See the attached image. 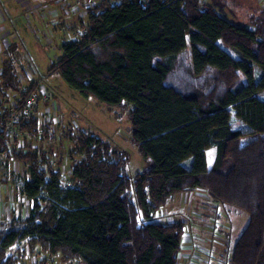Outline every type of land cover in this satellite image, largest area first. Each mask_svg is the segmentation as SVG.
<instances>
[{
	"label": "trees",
	"instance_id": "obj_1",
	"mask_svg": "<svg viewBox=\"0 0 264 264\" xmlns=\"http://www.w3.org/2000/svg\"><path fill=\"white\" fill-rule=\"evenodd\" d=\"M86 1L85 34L62 46L48 74L126 113L143 168L128 179L123 152L69 129L81 158H72L63 187L30 139L22 151L0 130V147L12 146L7 160L28 163L23 195L31 205L27 217L0 222V264H22L8 252L38 248L68 264H178L185 224L154 217L174 195L198 190L248 216L223 263L264 264V8L246 27L202 0ZM2 67L0 111L20 87L12 62ZM39 121L35 109L22 130L50 137Z\"/></svg>",
	"mask_w": 264,
	"mask_h": 264
},
{
	"label": "rangeland",
	"instance_id": "obj_2",
	"mask_svg": "<svg viewBox=\"0 0 264 264\" xmlns=\"http://www.w3.org/2000/svg\"><path fill=\"white\" fill-rule=\"evenodd\" d=\"M89 1L94 4L99 2ZM202 1L212 5L228 22L246 27L249 17L264 8V0ZM87 4L86 0H0V14L4 19L0 22V43L3 45L0 53V75L3 62L9 59L14 66L19 86L36 83L39 91L49 94V98L38 102L35 109L40 119L39 131L48 129L50 137H44L42 132H37L28 139L32 149L45 155L53 170L60 171V183L63 187L70 186L72 158H81L75 142L67 136L69 129L73 134L81 131L95 136L107 142L111 148L123 152L127 158L125 175L128 179H133L143 168L138 149L132 141V129L126 113L107 108L92 97L79 95L64 83L60 74H48L51 64L63 55L62 46L78 39V30L85 29L84 9ZM229 53L236 57L233 52ZM179 59L183 66L190 63L188 47ZM11 91L15 92H8ZM232 122L235 127H243L234 117ZM28 177L26 161H0V196L3 200L0 202V218L16 219L17 216L29 215L31 205L26 203L23 196V184ZM194 196L196 195L186 198L185 195L178 194L170 198L168 205L156 212L154 221L165 223L166 216H162L164 213L173 217L179 213L187 216L189 223L185 226L184 234L187 241L181 249L178 264H225L223 260L227 261L231 256L234 244L232 242L246 225L248 216L245 212L220 205L214 200L213 204L218 203L219 216L212 217L216 209L206 206L209 198L206 200ZM207 212L210 215H205ZM169 219L167 223L174 222L173 218ZM23 251L25 253L21 256L16 251L8 253L15 252L14 256H18L22 264H68L59 256L42 253L39 248L30 253L27 249Z\"/></svg>",
	"mask_w": 264,
	"mask_h": 264
},
{
	"label": "built area",
	"instance_id": "obj_3",
	"mask_svg": "<svg viewBox=\"0 0 264 264\" xmlns=\"http://www.w3.org/2000/svg\"><path fill=\"white\" fill-rule=\"evenodd\" d=\"M80 34L84 35L85 30H81ZM3 94L4 89L1 87L0 104L3 103L1 99ZM6 95V109L0 111V130L7 134L6 136L10 139L17 140L18 149L23 151L25 147L24 138L28 139L33 134L29 135L28 132L21 130L22 126L32 118L35 108L38 106V100L40 98L48 99L49 94L39 91L38 86L35 85V88L29 92L25 86H20L16 92H8ZM21 95H25V98L22 99ZM5 146L6 150L0 147V161L7 163L9 160H7L6 154L12 150V146L9 143H5Z\"/></svg>",
	"mask_w": 264,
	"mask_h": 264
},
{
	"label": "crops",
	"instance_id": "obj_4",
	"mask_svg": "<svg viewBox=\"0 0 264 264\" xmlns=\"http://www.w3.org/2000/svg\"><path fill=\"white\" fill-rule=\"evenodd\" d=\"M262 4L264 5V1H262ZM3 16L0 14V22H3ZM1 37H2V32H1V34H0V42H1ZM2 48H3V45H1V43H0V53L2 52ZM213 147H210V148H207L206 150H205V156H206V162H207V165L208 166H210L212 163H213V160H214V153H215V151H214V149H212ZM7 162H9V161H7ZM176 195H178V194H176ZM181 195H185V197L186 198H188L189 196H191V195H196L199 199H208L209 197H208V195L204 192V191H202V190H198V191H194V192H191V193H181ZM24 196V195H23ZM175 196V195H174ZM173 196V197H174ZM196 196H194V197H196ZM173 197H171V198H173ZM25 198V197H24ZM180 200H181V198H180ZM179 200V201H180ZM3 200H2V198H1V196H0V202H2ZM171 201H173V200H171ZM175 201H178V200H175ZM213 200H211V198H209V201L207 200V202H208V204L206 205V206H211V208L212 209H216V212L215 213H213V215H212V217H215V218H217L218 216H219V211H218V207H217V204H213V202H212ZM26 203L27 204H29V202H27V200H26ZM170 203V202H169ZM167 204V203H166ZM168 205V204H167ZM167 205H165V206H163V208L164 207H166ZM163 215H165L166 216V219H165V223L164 224H169V223H167L168 222V220H170L169 218H173L172 219V222L173 223H175V222H177V221H181V222H183L184 224H185V226H188V223H189V220H187L186 218H187V216L186 215H184V214H182V213H179L178 215H174V217L173 216H171V215H169L168 213H164V214H162V216ZM205 215H210L208 212H207V214L205 213ZM175 217H177V218H175ZM10 222V221H12V218L11 219H9V218H6V219H3V218H0V222H6V223H8V222ZM161 223H163V222H161ZM244 228V227H243ZM185 233H186V227H185ZM184 233V234H185ZM184 234H183V239H182V248L184 247V245H185V242L187 241V240H185V237H184ZM188 238H189V240H192V237L191 236H188ZM231 240V239H230ZM226 242L228 243L229 242V238L226 240ZM235 242V240H233V242H232V244ZM230 244V243H229ZM181 248V249H182ZM180 257V256H179Z\"/></svg>",
	"mask_w": 264,
	"mask_h": 264
}]
</instances>
